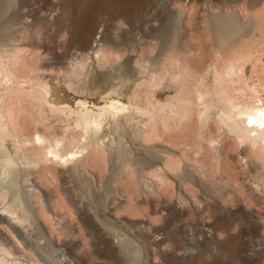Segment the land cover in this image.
<instances>
[{
  "label": "rangeland",
  "instance_id": "rangeland-1",
  "mask_svg": "<svg viewBox=\"0 0 264 264\" xmlns=\"http://www.w3.org/2000/svg\"><path fill=\"white\" fill-rule=\"evenodd\" d=\"M219 28L240 41L223 44ZM0 51L21 83H0V98L13 91L5 100L12 139L0 148V173L17 143V189L29 195L56 250L72 245L68 256L79 264H126L119 243L140 264H264V152L228 137L218 119L221 96L210 92L219 101L208 98L207 121L197 99L201 88H214V65L233 64L238 75L225 85L233 103L264 102V0H0ZM154 76L159 85L149 86ZM183 84L193 93L178 103ZM108 94L147 111L108 115L99 136L83 140L78 101L102 106ZM180 111L190 112L187 120L165 122ZM150 116L155 131L146 133ZM38 131L94 148L67 167L40 164ZM214 140L222 147L214 150ZM0 179L1 189L11 175ZM0 231L27 255L23 264H58L42 233L31 231L44 261L6 222ZM191 247L197 258L184 256ZM16 255L7 257L22 264Z\"/></svg>",
  "mask_w": 264,
  "mask_h": 264
},
{
  "label": "bare ground",
  "instance_id": "bare-ground-1",
  "mask_svg": "<svg viewBox=\"0 0 264 264\" xmlns=\"http://www.w3.org/2000/svg\"><path fill=\"white\" fill-rule=\"evenodd\" d=\"M257 21H258L257 19L251 21L252 25H253L252 27H254L255 30L257 29L256 24L259 22V21L258 22ZM251 22H249V23L251 24ZM230 23L236 25L237 22L235 23L233 20H230ZM244 27H245V25H244ZM219 29H221V28H219ZM251 29L253 30V28H251ZM230 31L232 32V30H230L228 28L225 30H224V28H223V30L221 29V32H222L221 35L224 36L223 44H228V43L232 44L234 42L236 43V42L240 41V39L234 37L232 35L233 33L231 34ZM236 34H238V33H236ZM98 45L100 47L102 46L101 44H98ZM100 53H101V50H98L95 53V58H98ZM91 55H92L91 53L85 55L86 59L87 60L92 59L93 57ZM18 56L20 57L19 53L16 54L14 57L17 58ZM10 62H11V60H7L4 53L0 51V83L2 82V84H3V80H4V84L6 82V83L13 84V85H21V83L19 82V79L17 80V78L13 72V69L11 67L12 64ZM75 66L77 68H82L84 66V64L81 62H78L75 64ZM237 70L238 69L233 64L228 65L226 68H223V67L216 64L209 70V72H208L209 76L208 77L212 81L214 88L207 90V92L203 91V88H201L202 91L204 93L205 92L206 93L204 94L201 91L200 96L198 95L199 98L197 97L198 102L205 105V107L207 109L205 111V113L202 114L201 117L206 121L208 119H210V117H212V115L210 113V107L211 106L208 105V98L213 96L212 93L210 95V92L214 91V93H215L214 96H216L218 94V96H221L220 99L222 98L226 104L224 106L225 108L222 109V112L220 113V115H218V119L220 121L224 122L227 129L229 130L230 134L228 132V137H231L230 135H233V137H235L240 142V144L242 146L250 147L252 153H254L253 151L264 152V102L260 98L258 100V104H256V105H247L249 103L241 104V105H238V104L235 105L233 103V99L230 96V92L228 90L227 84L229 82H231L232 80L233 81L235 80V77L238 75ZM88 78H91V77L88 76ZM15 80H17V81H15ZM160 80L161 79H158L157 76H154L153 78L150 77V79L147 82H148L149 86H151V85L154 86V85H159V84H157V82H160ZM144 83H145V81H144ZM221 85L224 86L222 92L220 91V88L218 89V87H220ZM225 85H227V86H225ZM142 86H144V85H142ZM182 88L180 89V91L182 90ZM80 89H81V87H80ZM85 89L84 90L83 89L82 90H75V91L79 94H85L86 93ZM154 90L155 89H153V91ZM253 91H255V89H253ZM0 92H1V90H0ZM154 92H157V91L155 90ZM12 93H13L12 88L5 89V93L0 98V148H3L5 141H7L12 136V132L10 131L8 122L6 121V114H7L8 110H6V108H5V100ZM48 93H50V91H48ZM180 93L182 94V92H180ZM189 93H193V92H189ZM207 93H209V94H207ZM185 94H187V93H185ZM107 96H108V99L105 101L104 105H102V106H96V105L91 106L89 104V102H87L83 99L78 101V105L81 107V110L79 113L80 114L79 119L77 118L78 119L77 129H79L81 131V133L83 134V136L81 137L83 140L88 139L90 135H97L99 133V131L101 130L103 123L106 121L108 115H111L114 119H116L119 114H124V113H129V112L131 114L132 113H146V111H147L146 109L141 108L137 105L123 104L120 99L111 98V94H108ZM218 101H219V97H218ZM181 102H182V100H178V103H181ZM216 102H217L216 98H213V99H211V101H209V103L210 104L212 103V105L213 104L216 105ZM158 108H159V106H158ZM201 108L203 109V107H201ZM148 110H149V108H148ZM208 111H209V113H208ZM148 112H153V111L150 110ZM182 113H183V111L178 115H169V117L166 118L168 120H166L165 122L168 123L170 120H173L176 122L177 121L180 122L182 119L187 120L189 115H190V112H189V115L184 114L186 112L183 113L184 115ZM156 114L154 113V115H156ZM150 115H153V113ZM153 116H150L151 119L144 125V129H145L146 133H149L150 131L153 133L155 131V125H156L155 122L156 121H155V117H153ZM147 117H149V115ZM156 119H157V117H156ZM163 119H165V118H163ZM205 125H206V123H205ZM98 136H99V134H98ZM13 137H14V135H13ZM11 139H12V137H11ZM72 139H74V138H72ZM33 140L39 142V145H40L39 146L40 147L39 153H38L39 156L37 155L39 157V160H38L39 163H40V161L45 160V162L50 161L53 164H57L59 166H66V167L69 166L74 161L81 159L83 157V155L86 153V151L88 149H90V147H91V149L94 148L93 147L94 145L89 146L86 143L85 144L81 143V141L77 140L78 141L77 142L76 139L66 141V145H65V143H64L65 139H63L61 137L59 138L57 136H55L53 138H47V136L43 135L42 133H39V131L33 136ZM100 146H103V145L100 144ZM211 146L215 150L217 147L221 146V143H219L218 140H214L211 143ZM96 147H98V146L96 145ZM15 149L17 152L14 155L9 154L3 158V159L6 158L5 160H6L7 165H6V167H4L2 169L3 172L0 173V176H3V178H4V176H7V174L9 173L11 175V180L9 181L8 186L6 185L0 189V205L1 204L3 205V207L0 209V222L1 221L6 222L8 224V226L15 232V234L20 239V241H22V245L25 246L27 248V250H30L34 255H36L35 257H37L38 260L39 259L43 260V256H41L39 253V244L37 241L36 242L34 241L35 239L32 237L31 231H34V233L37 232V235L39 234V232L42 233V235H43L42 238L46 239L48 241V243L50 244V247L56 253L59 254L60 260H57L58 264H76V262H78V264H79L80 261H75L74 260L75 258L72 260L71 259L72 256L71 257L68 256V250L70 251L69 248L72 245L67 244L64 247H59L56 250L54 241L51 240L47 236V234L44 231V228L40 225L37 217L35 216L34 208L31 204L29 195L25 196L24 194L21 193V190L17 189V187H18V182H17L18 171L15 169V167H16L17 160H18L16 158H18V156H19L18 154L20 152L19 151L20 147H19V145H17V143L15 144ZM21 159H22V161H23V159H25L26 162H29L28 161L29 159L27 160L24 156ZM34 162L35 161H33V163L31 162V164L36 165L37 162H35V163ZM244 162H247V161L244 160ZM51 172H52V170H51ZM3 180H5V179H2L1 181H3ZM15 187H16V189H15ZM15 190H16V194L13 195L14 196L13 199L8 204L7 203L5 204V200L7 199V196L9 197V193H11L12 191L14 192ZM39 193H40V190H39ZM15 197H17V199H15ZM24 227H27V228H24ZM31 227H33V230H29ZM0 238L2 241V243H0V264H17L14 262V260H11L10 257H7V255H11V254L12 255L17 254L15 256L16 258L15 257L14 258L16 260H19V262H22V264L26 263L27 255L20 252L16 248L15 245L9 243L7 238L4 236V234L1 231H0ZM119 246H121L122 251H123L122 253H123L124 257L126 258V261H127L126 264H140L137 260H135L136 258L133 257L134 255L131 254V251H130L128 246L123 245L121 243H119ZM198 254H199V251L196 248L191 247L190 249H188L186 251L184 256L185 257H191V258H197V256H199Z\"/></svg>",
  "mask_w": 264,
  "mask_h": 264
},
{
  "label": "crops",
  "instance_id": "crops-1",
  "mask_svg": "<svg viewBox=\"0 0 264 264\" xmlns=\"http://www.w3.org/2000/svg\"><path fill=\"white\" fill-rule=\"evenodd\" d=\"M179 86H180V85H179ZM182 87H183V88H182ZM181 88H182V90L180 91ZM185 88H186V89H185ZM183 89H184L185 91H184ZM178 92H179V93L182 92V94H181V93H180V94H181V96H182V95L184 96V95H189V94H190L189 92H191V91H189V89H187V86H185V85H181V86L179 87V91H177L176 93L178 94V95H177L178 98H179L178 100H182V99H181V96H180V94H179ZM184 92L187 93V94H185ZM198 93H199V92H198ZM197 99H198V98H197ZM183 101H185V100H183ZM176 102H177V101H176ZM176 102H175V103H176ZM217 102H218V99H217ZM215 153L218 154V152H216V151H215ZM218 159H219V158H218ZM217 163H219V161L217 162V160H216V163H215V164H217Z\"/></svg>",
  "mask_w": 264,
  "mask_h": 264
}]
</instances>
